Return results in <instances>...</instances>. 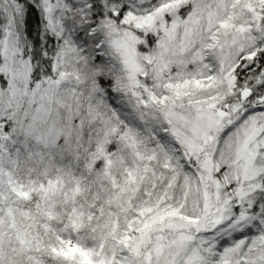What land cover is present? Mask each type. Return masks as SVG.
<instances>
[{"label": "snow or ice", "instance_id": "1", "mask_svg": "<svg viewBox=\"0 0 264 264\" xmlns=\"http://www.w3.org/2000/svg\"><path fill=\"white\" fill-rule=\"evenodd\" d=\"M0 264H264V0H0Z\"/></svg>", "mask_w": 264, "mask_h": 264}]
</instances>
